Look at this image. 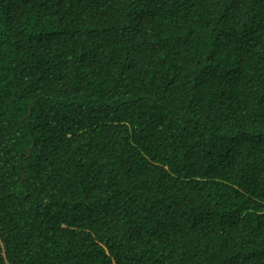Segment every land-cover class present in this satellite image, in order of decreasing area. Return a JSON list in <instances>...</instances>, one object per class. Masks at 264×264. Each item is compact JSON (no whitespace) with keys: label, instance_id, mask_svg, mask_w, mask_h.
<instances>
[{"label":"trees","instance_id":"obj_1","mask_svg":"<svg viewBox=\"0 0 264 264\" xmlns=\"http://www.w3.org/2000/svg\"><path fill=\"white\" fill-rule=\"evenodd\" d=\"M0 264H264V0H0Z\"/></svg>","mask_w":264,"mask_h":264}]
</instances>
